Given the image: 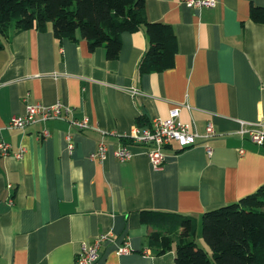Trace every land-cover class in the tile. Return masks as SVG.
<instances>
[{"label": "crops", "instance_id": "obj_1", "mask_svg": "<svg viewBox=\"0 0 264 264\" xmlns=\"http://www.w3.org/2000/svg\"><path fill=\"white\" fill-rule=\"evenodd\" d=\"M216 1L203 9L183 0L147 1L149 20L171 25L178 38L176 64L161 73H139L149 47L144 30L122 34L113 60L81 37L57 40L52 28L1 39L0 140L12 150L0 153L4 264H73L84 244L104 234L111 237L99 264H176L177 236L171 251L156 255L149 236L157 229L142 222L143 212L200 220L264 190V146L242 133L243 123L264 129V25L250 18L251 7H264V0ZM27 104H62L71 118H89L90 127L53 120L10 130ZM175 107L197 133L204 135L211 123L216 134L187 149L170 144L164 169L156 172L146 148L127 138L168 119ZM140 118L149 124L140 126ZM102 143L104 161L92 157ZM125 145L134 156L120 162L114 152ZM125 243L130 252L117 254Z\"/></svg>", "mask_w": 264, "mask_h": 264}, {"label": "trees", "instance_id": "obj_2", "mask_svg": "<svg viewBox=\"0 0 264 264\" xmlns=\"http://www.w3.org/2000/svg\"><path fill=\"white\" fill-rule=\"evenodd\" d=\"M148 0H0V50L13 33L52 28L57 40L82 38L91 51L104 48L107 58L117 59L122 34L144 30L149 47L140 64V75L174 68L178 38L174 28L152 23ZM250 18L264 25V7L252 6ZM149 122L139 119L140 126ZM142 222L154 225L149 245L158 256L172 250L177 236L176 264H264V190L240 202L208 211L199 220L183 215L143 212ZM210 252L196 243L198 229ZM0 264H4L0 259Z\"/></svg>", "mask_w": 264, "mask_h": 264}, {"label": "built area", "instance_id": "obj_3", "mask_svg": "<svg viewBox=\"0 0 264 264\" xmlns=\"http://www.w3.org/2000/svg\"><path fill=\"white\" fill-rule=\"evenodd\" d=\"M183 3L189 8L203 9L214 8L217 5L216 0H183ZM26 113L24 116H14L9 124L10 130H25L29 126H33L37 123H47L53 120H66L73 128L78 130L88 129L90 127L89 118L83 120L73 119L70 117V110L62 104H57L51 108H47L42 104H27ZM246 124L243 123L242 133H247L251 141L258 145L264 146V129L257 126H249L246 128ZM246 128V129H245ZM215 130L213 124H208L204 135L197 133L194 127H191L181 121V111L179 107H175L170 111L169 118L166 120H154L151 126L146 128L138 127L133 130L132 134L128 136L127 141L144 146L147 151V155L152 164L154 171L159 172L164 169L165 154L164 150L172 143H177L181 148L187 149L194 146L198 140H209L215 136ZM50 133L45 130L43 132V138H48ZM69 142V150L73 152L74 143L72 137L67 136ZM208 153L212 154V148L206 146ZM0 153L3 156H9L12 154L11 146L0 140ZM241 154L245 153V150H241ZM114 156L120 162L129 161L133 158L134 154L125 145L114 152ZM16 158H21L22 153L15 154ZM93 158H100L102 161L108 157V150L102 143L92 154ZM111 236L104 234L101 235L94 244L83 245L81 251L78 253L77 258L73 264H99L100 260V248L102 244L108 240ZM130 252V248L127 243L118 249L119 255H126Z\"/></svg>", "mask_w": 264, "mask_h": 264}, {"label": "rangeland", "instance_id": "obj_4", "mask_svg": "<svg viewBox=\"0 0 264 264\" xmlns=\"http://www.w3.org/2000/svg\"><path fill=\"white\" fill-rule=\"evenodd\" d=\"M197 242H198L200 247H202V248L204 247L211 254L210 248L207 245V243L205 242V240H204V238H203V236L201 234L199 235V237L197 239Z\"/></svg>", "mask_w": 264, "mask_h": 264}]
</instances>
